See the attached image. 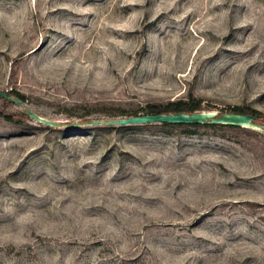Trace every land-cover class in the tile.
<instances>
[{"label": "rangeland", "instance_id": "rangeland-1", "mask_svg": "<svg viewBox=\"0 0 264 264\" xmlns=\"http://www.w3.org/2000/svg\"><path fill=\"white\" fill-rule=\"evenodd\" d=\"M8 90L0 264H264V130L86 123L189 94L264 114V0H0Z\"/></svg>", "mask_w": 264, "mask_h": 264}, {"label": "water", "instance_id": "water-1", "mask_svg": "<svg viewBox=\"0 0 264 264\" xmlns=\"http://www.w3.org/2000/svg\"><path fill=\"white\" fill-rule=\"evenodd\" d=\"M0 97L12 102L24 105L17 96L11 95L8 91H0ZM25 113L33 120L48 126H57L53 120L42 117L29 108H25ZM169 123V124H227L233 126L249 127L257 130H264V123L258 122L257 117L253 114L235 113L230 111L217 112L213 110H196L193 112H176V113H157V114H138L124 116L117 119L89 120L87 124H105V125H133L146 123Z\"/></svg>", "mask_w": 264, "mask_h": 264}, {"label": "trees", "instance_id": "trees-1", "mask_svg": "<svg viewBox=\"0 0 264 264\" xmlns=\"http://www.w3.org/2000/svg\"><path fill=\"white\" fill-rule=\"evenodd\" d=\"M11 95L17 96L22 101H26L27 97L25 94L17 91V90H8ZM0 99H4L1 98ZM7 100V99H4ZM201 99L194 97L192 94H189L186 99H177L172 100L166 103H146L144 106L139 107L133 110L129 116L131 115H138V114H157V113H176V112H193L196 110H202ZM120 113L124 114L125 110L120 109ZM228 111L235 112V113H244V114H253L257 117V120L264 119V114L260 110L253 108L249 105L243 106H233ZM223 112V111H220ZM3 117L9 121H15L13 116L3 114ZM163 127H178V126H190V127H197V126H208V127H217V126H228L232 127L233 125L227 124H211L208 122L205 123H198V124H169V123H158ZM48 126V125H47ZM113 126H107V128H112ZM193 133V132H189Z\"/></svg>", "mask_w": 264, "mask_h": 264}]
</instances>
